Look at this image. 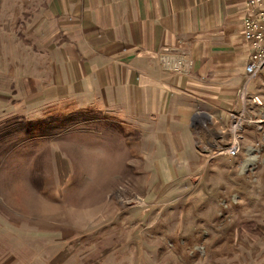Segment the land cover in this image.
I'll return each instance as SVG.
<instances>
[{
    "label": "rangeland",
    "instance_id": "374dc122",
    "mask_svg": "<svg viewBox=\"0 0 264 264\" xmlns=\"http://www.w3.org/2000/svg\"><path fill=\"white\" fill-rule=\"evenodd\" d=\"M46 1L0 0V264H264V76L235 115L237 157L134 170L107 123L20 116L27 94L45 95L35 25Z\"/></svg>",
    "mask_w": 264,
    "mask_h": 264
},
{
    "label": "crops",
    "instance_id": "0c3cea01",
    "mask_svg": "<svg viewBox=\"0 0 264 264\" xmlns=\"http://www.w3.org/2000/svg\"><path fill=\"white\" fill-rule=\"evenodd\" d=\"M246 1L47 0L35 25L49 61L35 72L45 95L27 94L20 116L41 125L81 113L118 132L132 169L197 170L232 142L244 113Z\"/></svg>",
    "mask_w": 264,
    "mask_h": 264
},
{
    "label": "built area",
    "instance_id": "2783aa9c",
    "mask_svg": "<svg viewBox=\"0 0 264 264\" xmlns=\"http://www.w3.org/2000/svg\"><path fill=\"white\" fill-rule=\"evenodd\" d=\"M246 10L248 11L246 18L242 22L243 38L250 48V53L247 57V62L244 67L246 82L239 90L240 95L244 100V113L247 108L248 89L250 84L259 76H264V0H247ZM166 66L176 72H183L186 67L184 61L170 63L163 59ZM255 103L261 104L259 97L253 98ZM242 113V114H244ZM233 139L232 142L219 151L227 159L231 160L237 157L241 150V139L238 135L239 131L243 130L242 118H235L233 124Z\"/></svg>",
    "mask_w": 264,
    "mask_h": 264
}]
</instances>
